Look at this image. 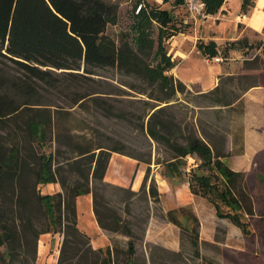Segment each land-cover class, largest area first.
I'll use <instances>...</instances> for the list:
<instances>
[{
    "label": "rangeland",
    "instance_id": "obj_1",
    "mask_svg": "<svg viewBox=\"0 0 264 264\" xmlns=\"http://www.w3.org/2000/svg\"><path fill=\"white\" fill-rule=\"evenodd\" d=\"M141 1L168 11L174 17L171 29L176 32L181 30L177 25L180 17L186 15L175 0ZM110 2L118 6V19L106 31L115 39L120 32H129L132 14L138 10V0ZM153 36L156 37V32ZM2 54L3 50L0 54V94H7L20 107L23 115L48 111L52 117L58 116L60 125L58 130L53 131L51 141L41 147L31 142L20 118L16 123L6 119L4 126H0V157L14 155V163L17 164L13 179L6 181L0 189V264H41L38 260L40 236H37V232L43 230L45 224L33 219L29 213L31 196L34 188L41 196H53L47 195L43 189L49 183H58L63 193L62 184L71 188L79 179L77 175L70 174L68 166L64 164L65 159L72 156L70 147L66 146L69 139L71 145L77 144L83 149L99 143L120 150L121 153H114L115 156L135 160L137 167H142L145 177L142 184L133 189L136 173L117 174V167L114 166L109 171L110 180L90 182L88 189L91 190L89 195L92 196L94 215L105 227L101 229L111 237V247L106 251H94V254L89 253L88 245H79L78 250H71L63 247V233L60 253L52 264H59L61 254L63 260L67 259L64 264H78L80 260L82 264H126L127 258L131 259L129 264H147L145 253L148 254L149 264H264V122L254 126L252 122L255 120L251 119L250 129L257 133L248 135V149L245 152V113L240 104L234 103L231 110L224 106L207 107L211 106L210 101L201 98L202 94L196 87L185 89L183 93L176 92L172 102L168 103L174 105L168 112L181 126L183 135L190 130H185V126H191L200 138L205 133L214 135L219 130L226 137L224 152L228 150L229 141L234 143L229 156H238V170L245 175L255 213L249 218V236L243 235L240 228L228 219L215 216V236L212 241L203 243L199 241L198 221L194 223L188 217L190 210L182 208L183 211H179L181 208H177L173 210V215L179 223L178 228L174 225L179 232V249L172 252L145 242L146 228L153 217L160 229L172 225L166 215L170 211L163 214L153 173L157 170L161 177L172 183L174 176L165 168L167 163L172 162L171 152L148 136V118L143 116L147 104L156 109L165 105L146 97V94L162 97L160 89L143 85L110 69H93L92 74L82 71H73L72 75L57 72L49 82H27L19 68ZM253 82L252 78H245L225 85L222 80L221 91L212 98L222 99L224 103L240 95ZM24 87H27L25 91L22 90ZM139 89H144L146 94H140ZM225 94L228 96L224 99ZM83 96L87 98L75 103ZM214 140L220 145L219 140ZM49 155L53 158L52 170H55L56 182L35 185L34 173L39 169V157L47 158ZM179 162L178 177L182 181H189L190 169H195L200 160L190 156ZM19 175L22 177L21 189ZM163 231H166L165 227ZM7 233L15 241L10 246L6 243ZM160 236L171 239L169 231ZM195 236L198 244L193 243ZM129 243L134 249L132 256L128 254Z\"/></svg>",
    "mask_w": 264,
    "mask_h": 264
},
{
    "label": "trees",
    "instance_id": "obj_2",
    "mask_svg": "<svg viewBox=\"0 0 264 264\" xmlns=\"http://www.w3.org/2000/svg\"><path fill=\"white\" fill-rule=\"evenodd\" d=\"M110 1L0 0V54L3 50L2 55L19 68L27 82L33 80L49 82L57 72L72 75L73 71H82L85 74H92L93 69H110L143 85L160 89L163 96L159 98L146 94L144 89H139V93L146 94L150 101L165 104L158 109L147 104V111L143 116L148 118L146 122L148 136L171 152L172 162L167 163L166 171L174 177L180 176L179 161L190 156L197 157L200 164L189 171L190 192L207 200L213 206L217 218L228 219L234 226L240 228L243 235L249 236L251 234L249 218L255 214L253 198L244 173L232 171L222 162V158L229 155L224 152L226 137L218 130L214 135L205 133L200 138L191 126L184 127L185 130H190L187 135H183L181 126L168 112L174 106L168 103L172 102L176 92L183 93L186 89L178 80L168 75L174 63L167 56L165 41L176 32L171 29L174 17L158 5L138 0L136 4L138 10L132 14L129 32H120L114 39L107 34L106 29L116 23L118 6ZM175 1L178 5H183L182 0ZM223 2L224 0H206V13L213 15ZM155 32L156 37L153 36ZM198 48L209 57L216 54L212 44H201ZM257 61L258 59L254 60ZM245 78L235 79L230 76L220 79L214 90L200 96L210 101L211 106L207 107L224 106L231 110V105L239 100L241 94L224 103L222 99H214L212 96L221 91L222 80L225 85H229L235 80ZM26 88L22 90L25 91ZM226 96L228 95H223V98ZM85 98L87 96L79 98L75 103ZM238 104L242 106L241 103ZM6 119L15 123L17 119L22 121L31 142H35L39 147L51 141L53 131L58 130L60 125L58 116L52 117L48 111L23 115L20 107L16 106L7 94L2 93L1 127L4 126ZM214 139L219 140L220 145ZM68 141L66 146L70 147L72 156L66 158L64 164L68 166V172L77 175L79 179L71 188H66L62 184L64 192L53 196H41L34 188L29 213L33 219L45 224V228L37 232V236L56 231L64 233L63 247L78 250L79 245H88V239L76 228L75 200L80 195L91 193L88 184L102 181L110 155L121 151L99 143L83 149L77 144L71 145L70 139ZM52 160L51 155L47 158L39 157V169L34 173L35 185L56 182ZM14 161V155L0 157V189L6 181L13 179V170L17 165ZM21 179L19 175L20 189ZM173 214L174 211H170L166 215L168 221L178 228L179 223ZM188 217L194 223L197 222L194 214L191 213ZM98 224L105 229L100 220ZM13 238L7 233L6 243L8 242L9 246L15 242ZM193 243L198 244L196 236ZM128 245V254L132 256L134 249L130 243ZM90 252L94 254L89 248ZM62 257L61 254L59 264H64L67 260H63ZM130 261L131 259L127 258L126 264ZM78 264H82V261L80 260Z\"/></svg>",
    "mask_w": 264,
    "mask_h": 264
},
{
    "label": "crops",
    "instance_id": "obj_3",
    "mask_svg": "<svg viewBox=\"0 0 264 264\" xmlns=\"http://www.w3.org/2000/svg\"><path fill=\"white\" fill-rule=\"evenodd\" d=\"M186 16H181L178 27L172 37L165 41L167 56L174 63L168 75L174 77L183 86L196 87L201 94L214 90L220 79L228 77H248L254 80L247 86L235 103H241L245 113L244 141L245 152L248 149V135L254 132L250 126H260L264 122V0H224L217 12L205 14V20L195 19L188 15L184 5H179ZM212 44L216 54L209 57L202 53L198 47ZM258 59L254 63V60ZM257 66H253V65ZM234 107V103L231 105ZM251 119L255 121L251 124ZM226 153L232 152L234 143L229 141ZM222 162L236 172L238 170V156H227ZM117 167V174H135L133 187L138 188L145 177L142 167H137L135 160H123L112 153L105 171L104 181L109 179V171ZM192 165L191 167H193ZM158 171H154V177L159 191L162 211L165 215L168 211L177 208H188L198 221L199 241L207 243L213 240L216 232L213 218L216 216L213 206L207 201L198 198L190 192L188 179L182 181L180 177L171 178L172 183L161 177ZM48 194L62 193L58 183H49L43 187ZM76 204V228L88 239V246L92 251H106L111 247L110 236L103 231L94 215L92 196L80 195L75 200ZM217 217V216H216ZM164 219V218H163ZM162 219V220H163ZM165 227L166 231H163ZM145 242L158 245V247L177 252L179 249L178 233L172 224L162 226L155 225L154 217L146 228ZM170 232V240L160 235ZM153 236L155 237L153 239ZM167 236V235H166ZM63 233L58 231L42 234L38 240V260L41 264H52L60 253V245ZM147 264L150 263L148 254L145 253Z\"/></svg>",
    "mask_w": 264,
    "mask_h": 264
},
{
    "label": "built area",
    "instance_id": "obj_4",
    "mask_svg": "<svg viewBox=\"0 0 264 264\" xmlns=\"http://www.w3.org/2000/svg\"><path fill=\"white\" fill-rule=\"evenodd\" d=\"M188 15L195 19L205 20L208 15L205 14L206 0H182Z\"/></svg>",
    "mask_w": 264,
    "mask_h": 264
}]
</instances>
